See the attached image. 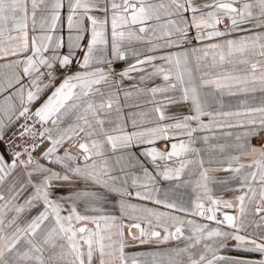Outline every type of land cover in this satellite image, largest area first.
<instances>
[{
	"label": "snow or ice",
	"instance_id": "1",
	"mask_svg": "<svg viewBox=\"0 0 264 264\" xmlns=\"http://www.w3.org/2000/svg\"><path fill=\"white\" fill-rule=\"evenodd\" d=\"M0 264H264V0H0Z\"/></svg>",
	"mask_w": 264,
	"mask_h": 264
}]
</instances>
